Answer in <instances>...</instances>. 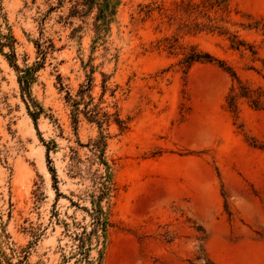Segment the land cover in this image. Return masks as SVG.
<instances>
[{
    "label": "rangeland",
    "instance_id": "rangeland-1",
    "mask_svg": "<svg viewBox=\"0 0 264 264\" xmlns=\"http://www.w3.org/2000/svg\"><path fill=\"white\" fill-rule=\"evenodd\" d=\"M95 173L109 226L83 257ZM21 260L264 264V0H0V264Z\"/></svg>",
    "mask_w": 264,
    "mask_h": 264
},
{
    "label": "trees",
    "instance_id": "trees-1",
    "mask_svg": "<svg viewBox=\"0 0 264 264\" xmlns=\"http://www.w3.org/2000/svg\"><path fill=\"white\" fill-rule=\"evenodd\" d=\"M189 62H197V61H213V58L209 54L198 55L196 53L192 54L188 58ZM187 61V62H188ZM95 116L93 117V119ZM95 149L98 154H95L96 158L103 164L106 165L107 163L104 160L105 155V148H106V140L105 137H101L98 142L95 144ZM93 180L95 183V191L92 198V207L90 209L86 208L85 211L90 215L92 218V229L90 232L86 231V228H83L81 234L76 235V240L79 242L78 244V252L81 256L87 257L89 248L88 242L91 240L92 235H97L99 231L102 233L106 232V228L109 226V221L106 212L102 206V202L108 198L110 194V187L108 185V177L104 174L95 173L93 175ZM22 264V260L19 262Z\"/></svg>",
    "mask_w": 264,
    "mask_h": 264
}]
</instances>
